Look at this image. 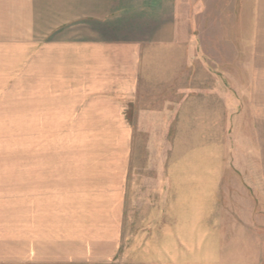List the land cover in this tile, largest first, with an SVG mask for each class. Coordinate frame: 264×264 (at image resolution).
<instances>
[{"label":"crops","instance_id":"0c3cea01","mask_svg":"<svg viewBox=\"0 0 264 264\" xmlns=\"http://www.w3.org/2000/svg\"><path fill=\"white\" fill-rule=\"evenodd\" d=\"M248 2L257 5V0ZM10 3L9 33L0 36V135L6 134L11 146L6 159L0 151V263L32 264L34 245L45 246L53 234L61 247L59 260H88L92 246L100 248L94 254L100 259L110 258L118 251L128 208L138 202L139 192L131 195L130 188L144 182L145 163L154 167L153 157L134 156L137 135L189 133L194 117L218 110L208 77L194 78L192 35L183 28L182 8L196 1L74 0L68 20L58 15L55 25L42 30L44 40L37 47L41 131L121 134L126 142L119 158L58 159L47 173V187L46 172L41 173L36 197L33 159L26 152L33 133V0ZM22 134L25 159L18 156ZM164 162L163 176L158 173L153 180L158 186L154 190L153 182L148 183L144 195L164 194L163 212L169 213L177 163L175 158ZM34 198H40L41 208L35 217L39 204ZM148 202L151 213H161L160 202ZM80 214L86 219L82 224L74 220ZM34 222L41 228H34ZM76 229L95 230L98 236L76 237L71 231ZM34 230L40 237L34 238Z\"/></svg>","mask_w":264,"mask_h":264},{"label":"rangeland","instance_id":"374dc122","mask_svg":"<svg viewBox=\"0 0 264 264\" xmlns=\"http://www.w3.org/2000/svg\"><path fill=\"white\" fill-rule=\"evenodd\" d=\"M10 1L0 0V36L9 33ZM194 1L182 8L186 19L183 28L192 35L193 54L189 55L194 61V78L208 77L209 94L214 106L218 97V110L214 107L206 118L194 117L189 133L137 135L139 148L134 156L153 157L154 167L145 163L141 173L144 182L138 189L130 188L131 195L139 192L140 200L137 198L133 208L129 205L119 252L115 248L114 255L102 260L99 254L94 255L100 248L92 246L88 260H59L61 247L53 234L45 246L34 245L32 264H264V0H257V5L248 0L240 4L237 0ZM73 3L33 0V133L28 134L26 152L33 159L34 196L35 192L40 195L41 173L46 172L47 187V173L58 159H67L66 163L74 157L119 158L120 146L126 142L121 134L41 131L37 47L44 40L42 30L55 25L58 15L68 20ZM7 139L6 134L0 135L3 159L11 153ZM25 142L22 134L18 156L23 159ZM166 158H175L177 163L176 192L170 199L169 213L163 212V203L168 200L164 194L151 199L144 195L147 184L163 176ZM151 200L160 202V214L151 213ZM34 203L39 204L40 198H34ZM40 210L39 204L34 217ZM77 219L86 220L82 214L74 217ZM35 222L34 228H41ZM138 225L144 228H136ZM71 231L76 237L98 236L95 230ZM35 235L40 237L41 233L34 230ZM42 257L45 260H40Z\"/></svg>","mask_w":264,"mask_h":264}]
</instances>
